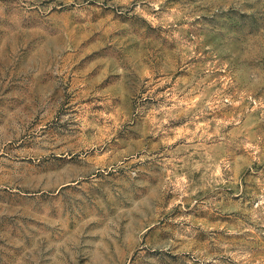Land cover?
<instances>
[{"label":"rangeland","instance_id":"1","mask_svg":"<svg viewBox=\"0 0 264 264\" xmlns=\"http://www.w3.org/2000/svg\"><path fill=\"white\" fill-rule=\"evenodd\" d=\"M0 264H264V0H0Z\"/></svg>","mask_w":264,"mask_h":264}]
</instances>
